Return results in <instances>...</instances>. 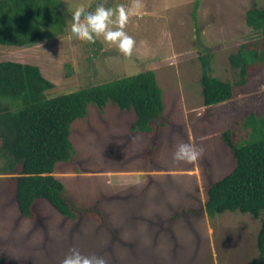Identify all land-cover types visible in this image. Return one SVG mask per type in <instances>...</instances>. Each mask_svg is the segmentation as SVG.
<instances>
[{
	"label": "rangeland",
	"instance_id": "1",
	"mask_svg": "<svg viewBox=\"0 0 264 264\" xmlns=\"http://www.w3.org/2000/svg\"><path fill=\"white\" fill-rule=\"evenodd\" d=\"M64 2V33L30 47L0 44V61L39 65L55 84L50 95L153 69L163 88L165 113L154 137L132 132L134 110L111 101L104 110L91 104L87 116L73 122L76 154L57 163L56 175L77 203L78 220L63 216L45 199L37 202L36 218H25L14 199L15 175L4 170L7 159L0 153V253L11 264H61L72 247L105 256L109 264L260 262V217L226 211L211 218L205 202L209 184L236 163L225 131L233 132L237 147L264 137L263 129L255 134L238 124L250 111L264 113V67L249 74L236 97L205 105L199 45L213 53V74L234 82L239 69L229 57L258 37L246 12L254 5L264 8V0H142L143 9L126 28L137 42L131 58L102 37L95 43L69 39V5L85 3L91 10L102 0ZM130 2L107 0V6ZM181 141L202 145L203 157L194 164L175 162ZM136 170L147 175L135 181L128 175Z\"/></svg>",
	"mask_w": 264,
	"mask_h": 264
},
{
	"label": "trees",
	"instance_id": "2",
	"mask_svg": "<svg viewBox=\"0 0 264 264\" xmlns=\"http://www.w3.org/2000/svg\"><path fill=\"white\" fill-rule=\"evenodd\" d=\"M198 8L196 1L195 9ZM246 21L258 37L244 42L230 55L231 64L239 69L234 82L213 74V53L202 42L199 45L205 105L236 97L237 87L248 81L249 74L264 67V8L251 7L246 12ZM67 24L64 0H0L1 45L30 47L61 35ZM196 27V34L201 37ZM54 86L39 65L0 61V153L7 159L4 170L15 175L14 199L25 218H36L37 202L45 199L63 216L78 220L77 203L56 175L57 163L69 162L76 154L71 139L73 122L87 116L91 104L104 110L111 101L122 109L134 110L132 132L154 137L166 103L153 69L50 95ZM238 124L257 134L260 128L264 130V113L250 111L238 119ZM224 139L236 163L230 172L206 188L205 211L211 218L226 211L260 217L257 236L260 262L251 263L260 264L264 261V137L241 147L236 146L231 130L225 131ZM0 264L11 263L0 253Z\"/></svg>",
	"mask_w": 264,
	"mask_h": 264
},
{
	"label": "clouds",
	"instance_id": "3",
	"mask_svg": "<svg viewBox=\"0 0 264 264\" xmlns=\"http://www.w3.org/2000/svg\"><path fill=\"white\" fill-rule=\"evenodd\" d=\"M143 7L142 0H131L127 5L117 3L114 6H107V0H102L91 10L90 5L85 3H80L74 9L69 5L72 17L69 39L75 37L80 41L95 43L97 38L102 37L105 43L116 46L125 58H131L137 42L126 28L131 18ZM204 151L202 145L181 141L175 146L173 160L194 164L203 157ZM61 264H109V261L105 256L85 254L77 247H72Z\"/></svg>",
	"mask_w": 264,
	"mask_h": 264
},
{
	"label": "crops",
	"instance_id": "4",
	"mask_svg": "<svg viewBox=\"0 0 264 264\" xmlns=\"http://www.w3.org/2000/svg\"><path fill=\"white\" fill-rule=\"evenodd\" d=\"M150 172V171H149ZM149 172H147L148 173V175H150V173ZM182 172H184V174H186V173H189L190 171H188V170H186V171H182ZM130 173V175H128V176H131V177H133V179H135V181H137V179L138 178H142L143 177V175H147L146 174V172H144V170L143 171H141V170H136V171H131V172H129ZM191 174H193V175H197L196 174V172H191ZM130 177V178H131ZM140 182V181H139ZM139 182H134V184H138Z\"/></svg>",
	"mask_w": 264,
	"mask_h": 264
}]
</instances>
